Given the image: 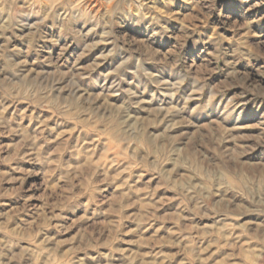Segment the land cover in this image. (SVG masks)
Segmentation results:
<instances>
[{
  "label": "rangeland",
  "instance_id": "obj_1",
  "mask_svg": "<svg viewBox=\"0 0 264 264\" xmlns=\"http://www.w3.org/2000/svg\"><path fill=\"white\" fill-rule=\"evenodd\" d=\"M0 264H264V0H0Z\"/></svg>",
  "mask_w": 264,
  "mask_h": 264
}]
</instances>
